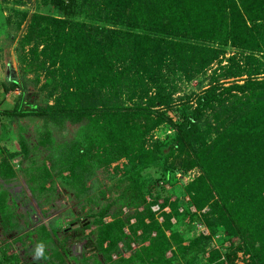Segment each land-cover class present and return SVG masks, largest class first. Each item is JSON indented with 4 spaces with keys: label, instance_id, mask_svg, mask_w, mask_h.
<instances>
[{
    "label": "trees",
    "instance_id": "16d2710c",
    "mask_svg": "<svg viewBox=\"0 0 264 264\" xmlns=\"http://www.w3.org/2000/svg\"><path fill=\"white\" fill-rule=\"evenodd\" d=\"M46 1L60 15H31L16 48L23 78L0 80L2 98L20 91L13 106L0 108V121H43L51 165H67L72 186L92 181L89 200L101 205L92 214L98 217L91 231L95 252L114 264H195L221 233L230 242L224 253L230 264L239 249L235 241H241L251 264H264V75L259 76L264 64L214 70L207 87L180 97L168 91L166 74L190 80L228 40L232 45L246 40L264 51V0ZM83 10L90 13L88 20L75 19ZM28 73L35 74L34 85L44 78L45 101L26 100ZM243 75L242 83L221 82ZM67 123L77 125L69 139L51 137ZM160 125L170 133L147 144ZM1 151L0 178L8 179L13 167ZM122 158L126 170L116 187L98 188V169ZM195 168L198 175L182 188L190 206L179 209L177 173ZM43 169L41 179L50 176L45 164ZM4 209L0 206L1 226L8 232L16 228L17 214ZM184 216L193 224L202 218L209 233L183 243L177 224ZM84 223L63 228L60 237L44 225L32 230L30 235L38 233L30 238L36 247L32 260L47 258L48 246L58 262L74 260L66 241L75 233L82 238L91 225ZM8 251V245L0 247V264H22ZM210 251V260L222 256Z\"/></svg>",
    "mask_w": 264,
    "mask_h": 264
},
{
    "label": "rangeland",
    "instance_id": "374dc122",
    "mask_svg": "<svg viewBox=\"0 0 264 264\" xmlns=\"http://www.w3.org/2000/svg\"><path fill=\"white\" fill-rule=\"evenodd\" d=\"M78 10L80 9L78 8ZM83 11L84 14L77 11L74 18L87 21V14L90 13L87 10ZM34 12L54 16L60 15L57 10L49 6L46 0H0V80L13 76L23 78V68L18 63L20 59L16 48H19L21 36L26 31L29 19ZM213 46L218 47L219 44L215 43ZM25 47L27 49L29 45ZM220 48L221 54L213 59L208 68L201 73H197L190 80L167 72L168 91L172 90L174 97H180L186 93H196L208 86L214 70L219 74L226 67L236 68V70H249L252 66L264 64V51L255 50L253 44L246 40H240L238 45H232L228 40ZM244 76L224 78L221 82L224 81L225 84H228L232 80H236L242 83ZM34 78V73H28L24 78L29 80L27 85L29 94L25 95L26 100L41 103L46 99L45 92L40 87L44 78L41 76L35 85ZM19 93V90H11L3 98L0 96V108L13 106ZM76 127L77 125L67 123L64 131L57 132L53 129V136L51 137L57 141L69 139ZM166 133H170V130H166ZM166 133L165 126L160 125L149 133L147 144H150L157 137H164ZM46 134L45 123L33 117H24L13 123L8 120L0 121V158L4 153L1 150H5V154H7L13 167V174L8 179L0 178V206L5 207L6 213H10L13 209L17 214L16 228L6 232L4 226H1L2 214L0 212V247L5 244L8 245V253L16 254L18 262L22 264H72L74 260L76 261L73 264L107 263L104 257L98 258L102 255L95 252L96 237L91 232L97 227L96 220L98 218L92 214L97 212L101 206L99 199L89 200L86 188L91 184L93 185V183L89 180L84 187H79L81 186L80 183L76 186L69 184L70 171L68 166H61L56 163L53 167L48 159L49 156L53 155L44 143ZM44 164L48 167L50 176L41 179L39 175H43ZM126 164L127 159L122 158L98 169L94 177V184H97L98 188L116 187L117 179L123 176L126 170ZM198 173L197 168L183 175L178 173L176 187H178L179 209L190 206L189 196L182 188ZM94 188L96 191L98 190V188ZM76 191H78L77 194ZM124 210L126 211L125 208ZM191 210L194 211V208L191 207ZM205 210L206 208L202 211ZM83 220H85L84 225L91 223L85 229L83 237H80V233H75L74 235L71 234L68 241H66L67 245L69 244L70 256L74 260L68 257L66 261L58 262L57 259H53V251L50 246L43 250L47 258L45 256L44 258L41 257L36 262L32 260L34 259L32 258V252L36 250V247L32 244L30 238L38 236V233L30 235L32 230L44 225L53 236L60 237L63 228L74 224L79 225ZM109 220V217H105L104 221ZM133 220L131 219V221ZM177 227V231L182 235L183 243L188 242L191 237L200 232L209 233V229L204 225L202 218L193 224L188 216H184L179 220ZM138 231L137 234H139ZM143 244H147V242ZM135 247H137L136 244ZM229 247L228 238H224L221 233H217L211 238L208 251L195 264H230L224 258V253L230 249ZM233 247H239L240 249H237L235 264H251L249 255L243 251L241 241H235ZM211 249L218 250L222 256L210 260V257H214L210 251ZM39 251H42V247H39ZM166 256H170L169 251Z\"/></svg>",
    "mask_w": 264,
    "mask_h": 264
},
{
    "label": "crops",
    "instance_id": "0c3cea01",
    "mask_svg": "<svg viewBox=\"0 0 264 264\" xmlns=\"http://www.w3.org/2000/svg\"><path fill=\"white\" fill-rule=\"evenodd\" d=\"M74 227H76V226H74ZM119 244H120V243H119ZM132 244H134V243H131V246H132ZM120 246H121V244H120ZM132 247L135 248V244H134ZM129 253H130L129 251H125V252L123 253V256L128 257ZM101 257H102V256H100V257H98V258H101ZM112 258L115 259V258H116V255H115V254H112ZM72 264H73V262H72ZM103 264H107V263H103Z\"/></svg>",
    "mask_w": 264,
    "mask_h": 264
},
{
    "label": "built area",
    "instance_id": "2783aa9c",
    "mask_svg": "<svg viewBox=\"0 0 264 264\" xmlns=\"http://www.w3.org/2000/svg\"><path fill=\"white\" fill-rule=\"evenodd\" d=\"M177 176H179L178 173H177ZM153 209L156 210V209H157V206H156V207H153ZM133 245H134V244H132V246H133Z\"/></svg>",
    "mask_w": 264,
    "mask_h": 264
},
{
    "label": "clouds",
    "instance_id": "9594fccd",
    "mask_svg": "<svg viewBox=\"0 0 264 264\" xmlns=\"http://www.w3.org/2000/svg\"><path fill=\"white\" fill-rule=\"evenodd\" d=\"M41 255V254H40ZM40 255H37V258H39L40 257Z\"/></svg>",
    "mask_w": 264,
    "mask_h": 264
},
{
    "label": "water",
    "instance_id": "95a60500",
    "mask_svg": "<svg viewBox=\"0 0 264 264\" xmlns=\"http://www.w3.org/2000/svg\"><path fill=\"white\" fill-rule=\"evenodd\" d=\"M75 226H78V225H75Z\"/></svg>",
    "mask_w": 264,
    "mask_h": 264
}]
</instances>
